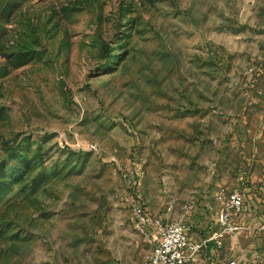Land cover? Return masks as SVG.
Instances as JSON below:
<instances>
[{
    "label": "rangeland",
    "instance_id": "374dc122",
    "mask_svg": "<svg viewBox=\"0 0 264 264\" xmlns=\"http://www.w3.org/2000/svg\"><path fill=\"white\" fill-rule=\"evenodd\" d=\"M222 189L260 264L264 0H0V264H147L132 205Z\"/></svg>",
    "mask_w": 264,
    "mask_h": 264
},
{
    "label": "built area",
    "instance_id": "2783aa9c",
    "mask_svg": "<svg viewBox=\"0 0 264 264\" xmlns=\"http://www.w3.org/2000/svg\"><path fill=\"white\" fill-rule=\"evenodd\" d=\"M216 203L214 221L217 228L210 237L201 241L191 238V227L186 224L153 218L143 206L138 203L132 205V214L140 233L152 242L147 264H189L196 260V255L208 249V245L213 244L210 250L212 256L224 249L228 237L242 229L238 219L243 217L250 207L246 194L238 190L228 192L222 189ZM210 209L214 210L213 207ZM259 262L264 264L261 259ZM229 264L238 262L233 260Z\"/></svg>",
    "mask_w": 264,
    "mask_h": 264
},
{
    "label": "crops",
    "instance_id": "0c3cea01",
    "mask_svg": "<svg viewBox=\"0 0 264 264\" xmlns=\"http://www.w3.org/2000/svg\"><path fill=\"white\" fill-rule=\"evenodd\" d=\"M212 204L202 205L200 208V213L197 218L193 221V226H191L190 236L195 241H201L205 238L210 237L217 228L215 223V212L216 207H213ZM213 207V211H211ZM249 231L254 230V228H248ZM232 239L234 237H228L225 243L224 249L219 251L217 255L212 256L210 250L213 247V244L208 245V249L205 250V253L209 254L211 264H229L231 261L236 260L238 264H258V255L257 252H252L248 250H240L238 247L232 245Z\"/></svg>",
    "mask_w": 264,
    "mask_h": 264
}]
</instances>
